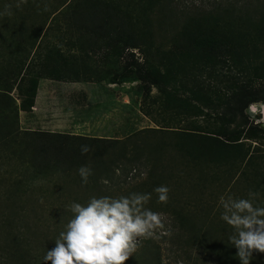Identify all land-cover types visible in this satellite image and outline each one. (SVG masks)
Instances as JSON below:
<instances>
[{"label":"rangeland","instance_id":"1","mask_svg":"<svg viewBox=\"0 0 264 264\" xmlns=\"http://www.w3.org/2000/svg\"><path fill=\"white\" fill-rule=\"evenodd\" d=\"M139 1L111 0L110 3L119 6L117 9L127 23L141 28H145V23L152 26L151 45L147 38L152 51L170 49L171 24L182 26L186 16L196 11L204 15L219 11L218 14H225L227 11L223 9H228L226 15L235 18L232 20L237 23L240 16L254 13L264 5V0H170L166 15L172 19L161 21L162 14L155 12L150 24L147 18L145 22V18L139 17V5L145 0ZM76 3L77 0H0V13H3L0 15V89L11 88L12 99L11 108H4L0 115V264H22V261L12 262L16 257L8 256L10 246L14 249L18 242L32 250L31 264H41L47 249L54 247L55 238L71 218L67 207L71 202L84 203L93 195L118 196L129 192H151L147 206L161 214L165 227L157 230L156 236L141 239L136 252L124 264H217L213 249H209L214 244L235 254L236 249L228 243L230 229L219 218V198L229 193L247 197L252 191L257 193V201L264 202V125L249 120L245 114L247 107L242 115L239 110L231 114L224 105L230 87L241 83L235 85L228 75L211 79L209 84L205 83L212 91L205 101L206 97H202L205 88H194L196 79H200L199 72L191 70L181 72L167 90L159 91L142 79L144 75L139 79L136 63L141 64L145 57L141 51L133 49V56L125 51L118 57L111 46L105 47L94 37L77 33L70 16ZM115 58H118L116 67L112 63ZM46 63L48 69L44 67ZM186 64L189 63L186 61ZM165 65L163 59V71ZM41 68L46 69L47 77L60 74L65 79L39 78L34 99L37 105L33 106L36 109L22 111L15 76L24 71L35 76ZM75 72L87 73L92 76L91 81H68L66 78ZM102 72L111 76L95 81ZM110 78H115V83H109ZM52 84L58 86L48 90ZM147 86L149 95L143 101ZM250 86L258 100H264L260 80L252 79ZM172 88L173 96L167 97L166 92ZM187 100L191 104L186 106V114L181 110L173 115L172 106ZM198 105L208 107L193 114V107ZM60 119L65 123L52 124ZM242 122L243 126L238 127ZM166 127L210 135L221 131L228 134L242 127L243 130L257 128L259 133L249 139L241 138L243 149L230 148L223 158L209 160L197 157L194 152L188 154L173 148L172 143L177 142L174 137L163 139L159 130H148ZM37 130L120 143L107 150L98 165L86 161L81 164L93 169L88 184L82 185L77 171L81 165L74 166L69 173H46L37 177L34 173L22 172L27 159L19 147L28 141L23 131ZM125 152L127 160L122 159L115 165L110 163ZM243 155L244 159L240 160ZM20 181L32 184L31 189L23 191ZM161 184L170 188L166 204L158 203L153 192ZM177 211L184 213L197 229L204 225L199 232H206L207 238L194 245H182L188 242L189 233L181 231L176 220L172 221L170 216ZM253 255L251 264H264V253ZM233 258L239 264L235 255Z\"/></svg>","mask_w":264,"mask_h":264},{"label":"trees","instance_id":"2","mask_svg":"<svg viewBox=\"0 0 264 264\" xmlns=\"http://www.w3.org/2000/svg\"><path fill=\"white\" fill-rule=\"evenodd\" d=\"M110 2L111 0H77L75 8L70 13L71 20L75 24L78 34L80 31L81 34L79 35L92 36L96 41L104 43L105 47L111 46L114 51L113 54L118 55V57L125 51L131 56H133V49L141 51L145 57L141 64L136 63L139 79L144 75L142 79L162 91L163 89L167 90L166 87L171 86L181 72L186 73L197 70L200 79H196L194 88L201 90L204 87L205 92L202 97H206L203 99L207 101L212 91L210 85L206 87L205 83L209 84L211 79L219 80V77L228 75L229 81L234 82L235 85L236 82L241 83V86L230 87V91L227 92L228 95L224 99L226 100L224 105L231 114L239 110L243 115L245 107L250 102L259 99L252 90L250 81L258 79L261 85L264 86V5H260V9L254 11V13H246L240 16L237 23L232 20L235 18L226 15L230 11L228 9H223V11H227L225 14H218L219 11L218 13L208 12L204 15L200 11H196L195 14H191L192 16L190 14L186 16L182 26L171 24L173 38L170 41V49L152 51L147 45V38L150 41L149 45H151L152 26L145 23V28H141L137 26L138 24L127 23L125 17L117 9L119 6L117 7L115 4L112 6L113 4ZM170 3V0H145L139 5V17L145 18V22L147 18L150 24L152 21L150 17L155 12L162 14L161 21L166 18L172 19L168 17L169 14L166 15ZM64 5L65 3L62 4V6ZM150 26L151 30L149 29ZM143 29L146 30L143 32ZM151 56L154 57L153 60L149 59ZM163 59L166 62L164 71L162 70ZM186 61L189 64L185 65ZM117 62L118 58L112 60L114 67H116ZM44 67L48 69V63L44 64ZM46 69L41 68L37 74H34L35 76H30L25 73L26 71L22 74H16V80H14L16 81V89L22 97L20 110L30 111L34 106L37 82L39 78L46 76ZM59 75L54 76V78H52L53 76L46 77L56 80L65 79V76ZM109 76H111L109 73L102 72V74L96 76L95 81L105 80ZM91 77L85 72H82V74L75 72L66 79L71 82H80L91 81ZM109 83H115V78H110ZM173 89L168 93L166 92L167 97L173 96ZM10 90L11 88L0 89V115L4 108L6 110L11 108ZM149 91V86H147L143 94V101L149 95ZM215 95H218V91H215ZM221 95L225 97V93ZM190 104L189 100L183 101V103L177 101L172 106L174 107L172 114L178 115L181 110L185 113L186 106L188 107ZM205 107H208V105L194 106L193 110L195 111H193V114L201 113ZM221 120L224 121V118L221 117ZM244 122L238 127L243 126ZM148 130L154 132L159 130V133L163 135L161 137L163 139L174 137L177 142L172 143L173 148L187 151L188 154L194 152L197 157L208 158L209 160L223 158L230 148L243 149L241 148L243 143L240 141L241 138L249 139V137H256L259 133L257 128L243 130V127L241 130L236 131L235 129L230 133L228 132V134L221 131L213 135L193 130L169 129V127L161 130ZM23 132L28 136V141L26 145L24 144L19 148L21 149V155L27 159V165L22 166L21 170H23L22 172L34 173L35 177L46 173H51V175L60 172L69 173L74 166L81 165L84 161L98 165L106 155L107 150L120 143L119 140L113 141L61 132L40 130ZM84 144L90 147V151L82 155L80 146ZM127 155V152L122 153L110 163L115 165L122 159L127 160ZM241 155L242 153H240ZM244 157L245 155L240 160H243ZM243 162L245 166L246 163ZM19 184L22 185L19 187L23 191H27L29 187L31 189L32 185L22 181ZM24 210L26 211V209ZM170 217L172 221H177L178 227H182L181 231L189 233L188 242L182 245H194L203 238H207L208 234L206 232H199L204 225L197 229L190 219L185 218L184 213L177 211L172 213ZM15 244L14 249L10 246L8 250L9 258L16 257L11 261L15 263L16 260L18 263L22 261V264H31L30 261L34 256L32 250H27L19 242ZM209 246V249H213L217 257V264H236L233 262L235 254L227 252L224 246L218 247L215 244Z\"/></svg>","mask_w":264,"mask_h":264},{"label":"clouds","instance_id":"3","mask_svg":"<svg viewBox=\"0 0 264 264\" xmlns=\"http://www.w3.org/2000/svg\"><path fill=\"white\" fill-rule=\"evenodd\" d=\"M19 7V5H17ZM11 15V12H8ZM3 15V13H0ZM249 120L264 125V100L247 105ZM90 151L80 146L81 154ZM78 174L87 185L93 169L81 165ZM158 203H167L170 188L161 184L153 188ZM250 191L247 197L231 193L218 201L219 218L230 229L228 243L236 249L239 264H251L253 253H264V202ZM151 192H129L118 196L93 195L86 202H71V218L47 249L41 264H124L136 252L141 239H149L165 225L161 214L148 207Z\"/></svg>","mask_w":264,"mask_h":264},{"label":"crops","instance_id":"4","mask_svg":"<svg viewBox=\"0 0 264 264\" xmlns=\"http://www.w3.org/2000/svg\"><path fill=\"white\" fill-rule=\"evenodd\" d=\"M49 87L47 88L48 90H49V88L51 89V90H54V87L55 86H58V85H48ZM42 90H43V88H42ZM57 98V97H56ZM58 100H59V98H58ZM37 105V103L36 102H34V105ZM36 107V106H35ZM57 107L59 108V106L57 105ZM33 109H36V108H34V107H32ZM66 120V119H65ZM65 123V121L64 120H62V119H60V121H53L52 122V124H58V125H62V124H64Z\"/></svg>","mask_w":264,"mask_h":264}]
</instances>
